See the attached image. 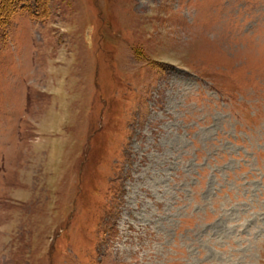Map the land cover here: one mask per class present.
I'll list each match as a JSON object with an SVG mask.
<instances>
[{
  "label": "rangeland",
  "instance_id": "rangeland-1",
  "mask_svg": "<svg viewBox=\"0 0 264 264\" xmlns=\"http://www.w3.org/2000/svg\"><path fill=\"white\" fill-rule=\"evenodd\" d=\"M0 264H264V0H0Z\"/></svg>",
  "mask_w": 264,
  "mask_h": 264
},
{
  "label": "trees",
  "instance_id": "trees-1",
  "mask_svg": "<svg viewBox=\"0 0 264 264\" xmlns=\"http://www.w3.org/2000/svg\"><path fill=\"white\" fill-rule=\"evenodd\" d=\"M25 2H26V1H25ZM26 7H27L28 10L30 9V5H27Z\"/></svg>",
  "mask_w": 264,
  "mask_h": 264
}]
</instances>
